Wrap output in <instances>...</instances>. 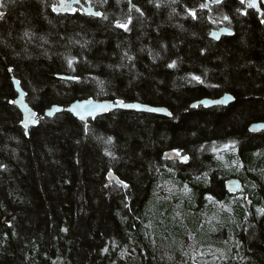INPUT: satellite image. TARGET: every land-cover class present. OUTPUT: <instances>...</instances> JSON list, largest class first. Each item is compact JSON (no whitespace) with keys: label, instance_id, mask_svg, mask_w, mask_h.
<instances>
[{"label":"trees","instance_id":"16d2710c","mask_svg":"<svg viewBox=\"0 0 264 264\" xmlns=\"http://www.w3.org/2000/svg\"><path fill=\"white\" fill-rule=\"evenodd\" d=\"M79 1L107 19L57 14L54 0L0 7V264H264V132L249 131L264 122V22L240 0L210 12L209 0H131L143 15L128 0ZM128 15L125 32L115 23ZM222 25L234 34L215 42ZM13 79L39 118L83 99L171 116L63 112L26 135ZM225 94L229 107L190 109ZM229 178L244 191L229 194Z\"/></svg>","mask_w":264,"mask_h":264},{"label":"water","instance_id":"95a60500","mask_svg":"<svg viewBox=\"0 0 264 264\" xmlns=\"http://www.w3.org/2000/svg\"><path fill=\"white\" fill-rule=\"evenodd\" d=\"M55 1L57 3L56 6L58 7L61 3V0H55ZM67 2L72 5L71 8H69L67 11H64L61 9L58 12L55 11V13L63 14V15L72 13L75 7H80L86 16H92V15L86 14L89 11L96 12V10L89 4L84 5L80 1L79 3H75L74 0H67ZM260 2L264 3V0H249V3L255 4V7H253V9L257 11H260L258 7ZM217 4L219 3H217L216 0H209V1H206L204 4H202V5H205V7L200 6V8L208 10L210 6L217 5ZM92 17H96V16H92ZM232 34H234L233 30L225 26V27H220V28L212 30L209 36L213 41L218 42L222 37H231L233 36ZM60 77L63 79H67V80L73 79L72 77H68V76H60ZM13 87H14L15 92L17 93L14 103L21 113L22 121L28 118L29 112L35 113V120L37 122H33V120L29 119L27 123V127H25V125L21 121V126L24 128L25 133H27L26 135H28L30 128L37 126L40 118H43V117L53 118L56 115L61 114L63 112H67V114L68 113L71 114L74 118L84 123L89 120L97 119L98 117L107 115L117 110H123V111H129V112L131 111V112H136V113H146V114H152V115H158V116H164V117L171 116V113L169 112V110L166 109V107L164 106H152V105L144 104L140 102H130L129 101V102H123V103L124 105H130V107H122L117 103L118 101L83 99L80 101L76 100L72 102L69 106L67 105V107L53 105L49 107L48 109H46L43 115L39 118L37 112L33 110L30 107V105L26 102V94L24 90L21 88L19 81H17L16 79H13ZM225 97H227V99H225ZM234 101H235L234 97H232L231 94H225L219 98L204 97L200 100L193 102L190 105V109L192 110L197 107H202L205 109H210L214 107H226V106L229 107V105L232 104ZM193 105H196V107H193ZM152 109H157V111H152ZM249 131L251 133L264 132V122H256V123L254 122L253 124L249 126ZM182 157L183 156H177L174 151H169V150L168 152L164 154V158L168 159V161L177 160L180 163L182 162V164H186L187 161L186 162L183 161ZM108 178L109 180H114L115 182L118 179L115 173L113 172L109 173ZM224 186H225V190L229 194L235 195V194H238L244 191L242 182L237 178L227 179L225 181Z\"/></svg>","mask_w":264,"mask_h":264},{"label":"snow or ice","instance_id":"6c2138e0","mask_svg":"<svg viewBox=\"0 0 264 264\" xmlns=\"http://www.w3.org/2000/svg\"><path fill=\"white\" fill-rule=\"evenodd\" d=\"M74 2L75 3H79V0H74ZM104 2L106 3L107 2V0H104ZM117 2H119V0H117ZM128 2H129V4L131 5V0H128ZM216 2L217 3H222L223 2V0H216ZM240 3L241 4H244L245 3V0H240ZM5 5H4V3H3V0H0V7H4ZM156 6L157 7H159L160 5L159 4H156ZM72 7V5L70 4V3H68L67 2V0H61V3H60V5L57 7V6H53V11H60L61 9L62 10H64V11H67L69 8H71ZM201 7H205V5H201ZM248 7H255V4H253V3H249L248 4ZM135 10L136 12H140V9L139 8H136L135 7V5H131V7H130V9H129V13H131V11L132 10ZM76 10L75 9H73V12H75ZM239 11V10H238ZM86 14H89V15H92V16H96V17H103L104 19H107V16H104L103 15V13H101V12H99V11H96V12H91V11H89V12H87ZM140 14L141 15H143V13L142 12H140ZM191 16H192V18L193 19H196V14H195V12L194 11H191L190 13H189ZM246 14V13H245ZM3 17H4V13L3 12H0V19H3ZM225 20H227L228 19V17L227 16H224L223 17ZM262 22H264V21H262ZM132 24V17H131V15H128L127 17H126V19L125 20H123V21H121V20H117L116 21V23H115V26L117 27V28H120V29H123L125 32H127V31H130L131 29H130V25ZM24 35L25 36H29V33L28 32H25L24 33ZM124 55L125 56H128V53L127 52H125L124 53ZM129 59H132V57H128ZM69 66H71V61H69ZM175 66V61H173L172 62V64H169L168 65V67H174ZM192 79H194V80H197V81H199L200 80V77H198V76H193L192 77ZM225 99H227V97H225ZM12 103H14V101L12 102ZM120 106H122V107H130V105H124V103H123V101H118L117 102ZM201 103H203V102H201ZM193 107H196V105H193ZM152 111H157V109H152ZM91 114V113H90ZM29 119H31V120H33V122H37L36 120H35V113H31V112H29V116H28V118H26L24 121H22V123L25 125V127H27V123H28V120ZM85 130L87 131L88 130V126L87 125H85ZM25 134H27V133H25ZM112 142V138L111 137H109L108 138V140H107V143H111ZM108 155H112V153H107ZM176 155L177 156H180L181 154H180V152H179V150H176ZM113 158H115V157H113ZM189 158L187 157V156H183L182 157V160L183 161H187ZM0 167H3V166H0ZM116 184L117 185H120V186H123V187H128V185L124 182V181H122V180H119V179H117L116 180ZM186 187V190H187V186H185ZM209 199H211V197H208ZM260 213H261V215H264V209H261V210H258Z\"/></svg>","mask_w":264,"mask_h":264},{"label":"flooded vegetation","instance_id":"af4514ba","mask_svg":"<svg viewBox=\"0 0 264 264\" xmlns=\"http://www.w3.org/2000/svg\"><path fill=\"white\" fill-rule=\"evenodd\" d=\"M55 1V0H54ZM56 2V1H55ZM248 3H249V0H245V3L244 4H242V7H243V12L244 13H252V14H254L256 17H257V19L259 20V21H264V3H262V2H260L259 3V10L260 11H257V10H255V9H253V7H248ZM57 4V3H56ZM220 4V3H219ZM218 5V4H217ZM56 6V5H55ZM213 6H215V5H213ZM212 6H210L209 7V9L208 10H205V11H207V12H210V8H211ZM202 9V8H201ZM245 14V15H246ZM226 26V25H225ZM224 25H222V26H219V27H216V28H214V29H217V28H220V27H225ZM226 27H228V26H226ZM228 28H230V27H228ZM214 29H212V30H214ZM231 29V28H230ZM211 30V31H212ZM234 32V31H233ZM211 33V32H210ZM233 35V34H232ZM223 38V37H222ZM221 38V39H222ZM220 39V40H221ZM219 40V41H220ZM221 97V96H220ZM209 98V97H208ZM217 98H219V97H217ZM234 100H235V98H234ZM235 102V101H234ZM233 102V103H234ZM227 107V106H226ZM215 108V107H214ZM255 122V121H254ZM256 123V122H255ZM253 124V123H252ZM251 125V124H250ZM249 125V126H250ZM213 160H215V159H208V162H213ZM173 162H179V161H177V160H172ZM188 162V161H187ZM220 162H222V161H220ZM187 164V163H186Z\"/></svg>","mask_w":264,"mask_h":264}]
</instances>
